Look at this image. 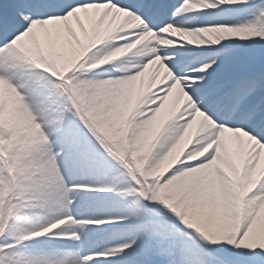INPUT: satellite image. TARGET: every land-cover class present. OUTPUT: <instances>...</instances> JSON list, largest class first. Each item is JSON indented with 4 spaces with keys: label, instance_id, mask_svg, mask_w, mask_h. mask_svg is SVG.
Returning <instances> with one entry per match:
<instances>
[{
    "label": "snow or ice",
    "instance_id": "snow-or-ice-1",
    "mask_svg": "<svg viewBox=\"0 0 264 264\" xmlns=\"http://www.w3.org/2000/svg\"><path fill=\"white\" fill-rule=\"evenodd\" d=\"M0 145V264H264V0H0Z\"/></svg>",
    "mask_w": 264,
    "mask_h": 264
},
{
    "label": "bare ground",
    "instance_id": "bare-ground-1",
    "mask_svg": "<svg viewBox=\"0 0 264 264\" xmlns=\"http://www.w3.org/2000/svg\"><path fill=\"white\" fill-rule=\"evenodd\" d=\"M0 147H3V145H0ZM3 202H4V195L0 193V214H2V209H4L3 214H6L8 211ZM57 246L59 245H57L55 242L44 243L38 241V242H33V244L29 247L28 251L33 253H38L45 250H51L52 248Z\"/></svg>",
    "mask_w": 264,
    "mask_h": 264
},
{
    "label": "rangeland",
    "instance_id": "rangeland-1",
    "mask_svg": "<svg viewBox=\"0 0 264 264\" xmlns=\"http://www.w3.org/2000/svg\"><path fill=\"white\" fill-rule=\"evenodd\" d=\"M4 203V202H3ZM4 213V209H2V214ZM2 218V217H1Z\"/></svg>",
    "mask_w": 264,
    "mask_h": 264
}]
</instances>
